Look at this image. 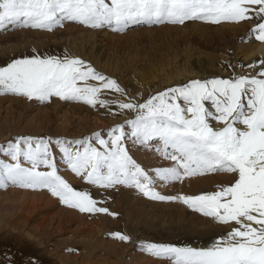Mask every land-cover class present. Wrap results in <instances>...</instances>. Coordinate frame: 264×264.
I'll use <instances>...</instances> for the list:
<instances>
[{
    "label": "snow or ice",
    "instance_id": "obj_1",
    "mask_svg": "<svg viewBox=\"0 0 264 264\" xmlns=\"http://www.w3.org/2000/svg\"><path fill=\"white\" fill-rule=\"evenodd\" d=\"M122 32L134 25H183L202 21L254 22L246 39L264 43V0H0V31H52L64 22ZM245 39V38H242ZM264 59L248 65L255 75L192 79L151 95L142 103L116 102L134 118L79 140L19 136L0 145V188L46 190L81 213L115 217L89 188L77 189L61 174L66 166L85 185H122L158 201L179 202L189 210L230 227L204 246L142 242L139 249L161 264H264ZM97 82L95 84L91 82ZM104 90L125 96L120 84L80 58L33 55L0 66V95L40 103L52 97L111 109ZM171 162L151 173L130 154L128 144L148 147ZM57 149L60 156L53 151ZM213 173L232 180L198 195H164L160 186ZM120 242L130 237L110 234Z\"/></svg>",
    "mask_w": 264,
    "mask_h": 264
},
{
    "label": "rangeland",
    "instance_id": "obj_2",
    "mask_svg": "<svg viewBox=\"0 0 264 264\" xmlns=\"http://www.w3.org/2000/svg\"><path fill=\"white\" fill-rule=\"evenodd\" d=\"M253 26L254 22L213 25L194 21L183 25H134L122 32L110 27L92 29L67 21L63 27L52 31L9 26L0 31V66L13 59L33 55H68L86 61L98 72L116 80L126 95L104 90L100 98L108 101L111 109L64 101L57 97L40 103L14 94L0 95V145L19 136L74 141L101 132L106 137L108 129L134 118V113L126 110L120 112L115 107L116 102L132 99L142 103L151 95L192 79L255 75L248 67L252 64L248 57L240 61L241 55L256 43L252 38L246 39ZM159 146L157 141H152L148 147L128 144L133 158L150 173L155 168L171 164L155 151ZM53 151L59 160L58 150L53 148ZM0 159L11 162L2 154ZM60 167V174L69 183L78 190L89 188L94 198L102 202L100 206L107 207L117 215L81 213L60 204L46 190L11 185L0 188V205L17 207L5 209L0 206L2 220L6 221L13 211L21 213L24 220L19 229L14 231L5 226V230L13 235L15 232L24 241H30V252L35 255L32 256L34 260L23 258L22 255L9 253L2 246L1 259H14L12 264H81L89 261L95 264H102L103 261L106 264H161L156 258L140 251L139 245L142 242H155L204 246L212 238L230 231V227L215 223L182 203L152 200L135 188L122 185L97 189L85 185L66 166ZM231 180L228 174L213 173L164 186L158 183L156 191L164 195H198L215 191L218 185L228 184ZM147 203L157 206L148 207L145 205ZM125 209L133 214L139 212L136 226L131 224L128 228L126 224L123 225ZM59 218L64 223L59 225ZM92 220L96 223L90 226L93 230L92 239L88 241L92 245L91 252L88 250L91 247L86 250L81 243L86 232L91 230L86 227V222L87 225H82L83 221ZM98 228L101 230L97 233ZM117 231L128 235L130 242L113 239L110 234ZM36 243H39L38 246ZM2 260L0 264L5 262Z\"/></svg>",
    "mask_w": 264,
    "mask_h": 264
},
{
    "label": "bare ground",
    "instance_id": "obj_3",
    "mask_svg": "<svg viewBox=\"0 0 264 264\" xmlns=\"http://www.w3.org/2000/svg\"><path fill=\"white\" fill-rule=\"evenodd\" d=\"M252 40H254V41H256L255 40V38H252ZM249 55H252V57H250L249 58ZM248 57V59H249V62L250 63H254V62H257V61H259V60H261V59H264V43H262V42H258V41H256V43H255V45H254V47H252V48H250L248 51H246L244 54H242L241 55V57H240V61H243V60H245L246 58ZM247 60V59H246ZM258 67H264V64H262V65H259ZM191 74H193V73H191ZM191 74H190V77H191ZM131 194V193H130ZM130 194H128V195H130ZM123 195H121L120 197H122ZM145 205H147L148 207H153V206H157V205H154V204H150V203H147V204H145ZM2 208H5V209H16L17 207H13V206H7V205H0ZM20 211V210H19ZM15 211H13V212H11V214H10V216H9V218L6 220V221H3L2 220V218L0 217V247H4V249L6 250V251H8L9 253H14L15 255L16 254H19V255H22L23 256V258L24 257H26V258H28V259H31V260H34V259H32L33 257L32 256H35L32 252H30V248H31V246L29 245V242L30 241H24V240H22V238H21V236H16L15 234V230L14 229H16V228H18V226L20 225V223H22V222H24V220L22 219V217H21V213H14ZM141 213H143L142 211H141ZM140 215H139V212H137V213H135V214H133V213H131V211H128L127 209H125L124 210V218H125V223H123V225H127V227L128 228H130V226H131V224H133V226H136L137 224H138V217H139ZM85 220V219H84ZM81 221H82V219H81ZM97 221V220H96ZM64 223V221L61 219V218H59V225H60V223ZM84 222V223H83ZM82 223V225H84V224H88V226H86L88 229H91V230H88L87 232H86V234H85V238H83L82 240H83V243H81V245L83 246V244H84V247H85V249L87 250V248L89 247H91L92 245H91V242H88L89 240H90V238H91V236H92V234H93V230H92V227H93V223H96L95 222V220H92L91 222L89 221V222H87V221H83ZM86 222V223H85ZM98 223H99V221H98ZM86 224V225H87ZM100 224V223H99ZM98 224V225H99ZM92 225V227H90ZM95 225V224H94ZM97 225V224H96ZM5 226H8L9 228H11V229H13L12 231L14 232V235L12 234V233H9L8 231H7V229L5 230ZM100 226V225H99ZM19 229V228H18ZM101 229L100 228H98L97 230H96V232L98 233L99 231H100ZM128 230V229H127ZM102 232V231H101ZM18 233V232H17ZM37 235V234H36ZM36 235H34L36 238H39V237H37ZM27 237L29 236V235H26ZM133 237V236H132ZM149 237H151V236H149ZM41 239V238H40ZM92 239V238H91ZM153 239V238H152ZM31 240V239H30ZM37 241V240H36ZM35 241V242H36ZM42 241V240H41ZM86 241V242H85ZM34 241H33V243H35ZM39 244V243H38ZM38 244L36 243L35 245H37L38 246ZM34 245V244H33ZM51 245H53L52 243H51ZM30 247V248H29ZM33 247V246H32ZM36 247V246H35ZM93 247H94V245H93ZM34 249V248H33ZM86 250H84V251H86ZM88 250H90L91 252H92V247H91V249H88ZM37 251H39L40 252V250H37ZM97 251H98V249H97ZM42 252V251H41ZM88 252V251H87ZM91 252H90V254H89V252H88V254L89 255H91ZM99 252V251H98ZM23 253V254H22ZM96 253V252H95ZM5 254V253H4ZM37 254V253H36ZM43 254V253H42ZM96 255V254H95ZM95 255H93V256H95ZM98 255V254H97ZM38 256V255H37ZM92 256V255H91ZM3 259V260H2ZM0 258V260H2V261H4L5 260V258ZM36 259V258H35ZM13 261H15L14 259H7L6 258V260H5V262L3 263V264H12V262ZM85 261V260H84ZM87 261V260H86ZM25 262V261H24ZM63 262V261H62ZM18 264H21V263H18ZM32 264V263H31ZM81 264H95L94 262L93 263H91V261H89L88 263H85V262H82ZM102 264H106L105 263V261H103V263ZM108 264V263H107Z\"/></svg>",
    "mask_w": 264,
    "mask_h": 264
}]
</instances>
